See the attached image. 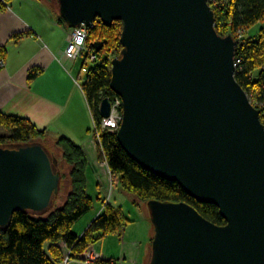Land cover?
Returning a JSON list of instances; mask_svg holds the SVG:
<instances>
[{
	"label": "water",
	"instance_id": "obj_1",
	"mask_svg": "<svg viewBox=\"0 0 264 264\" xmlns=\"http://www.w3.org/2000/svg\"><path fill=\"white\" fill-rule=\"evenodd\" d=\"M69 28L122 24L111 90L116 138L131 160L215 205L218 226L186 203L150 201V264H264V126L235 79L238 43L216 30L207 0H58ZM102 42L94 43L101 52ZM109 98L100 116L111 113ZM42 143L0 145V230L15 213L46 214L63 176Z\"/></svg>",
	"mask_w": 264,
	"mask_h": 264
},
{
	"label": "trees",
	"instance_id": "obj_2",
	"mask_svg": "<svg viewBox=\"0 0 264 264\" xmlns=\"http://www.w3.org/2000/svg\"><path fill=\"white\" fill-rule=\"evenodd\" d=\"M9 2L11 0H0V11ZM217 2L212 9L216 15V30L223 37L228 35L236 37L235 33L238 29L247 30L264 18V0H218ZM57 5L56 14L59 22L69 28L61 17L58 2ZM122 30L120 22H115L110 27L98 22L96 27L91 29L87 40V52L94 54L96 52L94 43L99 41L104 44L101 52L107 54L108 58L106 57L103 64H96L95 68L89 69V75L81 85L95 127L101 132L100 145L108 162L109 171L118 178L123 190L132 196L135 195L143 204L156 200L166 203H186L193 206L212 224L224 226L226 221L215 205L198 203L184 192L179 184L164 180L143 169L123 150L116 133L101 129L103 118L100 116V105L103 100L109 98L113 101L116 97L110 85L112 62L108 55L112 53L117 57L121 53ZM6 53L5 48H0V62L6 59ZM96 53L98 56V52ZM236 57L242 63L235 79L243 90L249 94L254 88H261L264 83V29L256 38H244L238 45ZM35 76L36 73L30 74L31 78ZM0 127L5 129V133H0V145L42 143L53 159L57 160L54 149L44 143V140L48 139L47 132L39 130L31 121L5 116L0 112ZM53 143L68 170L61 171L62 190L56 196L54 206L46 214L17 212L12 218L11 226L6 230H0V264H59L66 255L61 244H65L71 256L77 258L104 236L122 233L125 230V217L121 209L107 204L105 210L83 235L78 236L73 231L79 220L94 209V199L88 194V169L91 160L89 152L65 136ZM63 193L67 196L64 203L59 205L57 202ZM107 196L109 197V191Z\"/></svg>",
	"mask_w": 264,
	"mask_h": 264
},
{
	"label": "crops",
	"instance_id": "obj_3",
	"mask_svg": "<svg viewBox=\"0 0 264 264\" xmlns=\"http://www.w3.org/2000/svg\"><path fill=\"white\" fill-rule=\"evenodd\" d=\"M57 2L11 0L0 11V48L7 51L4 59L6 66L0 68V112L5 116L31 121L39 130H45L52 142L65 136L77 144L82 141L86 143L84 136L93 125L95 128V122L83 88L76 82L80 72L79 76L73 73L77 61L65 57L64 51L73 28L69 29L59 22ZM31 73H36L35 78L30 77ZM79 135L81 142L75 141ZM86 151L91 160L88 185L93 188L99 186L98 191H94L100 204L98 217L105 210L101 203L108 197V187L99 174L95 153ZM96 179L98 182L95 185ZM122 195L119 189L115 190L110 206L122 209L114 206L123 202L120 198ZM138 206L142 208V205ZM93 221H87L78 230L74 227L73 231L78 236L83 235ZM127 221L130 224L122 233L104 236L93 245L94 248L117 264H150L155 232L149 238V219H144V223ZM136 223L145 224L141 231ZM61 245L65 253L70 254L65 244ZM68 264L79 263L72 260Z\"/></svg>",
	"mask_w": 264,
	"mask_h": 264
},
{
	"label": "built area",
	"instance_id": "obj_4",
	"mask_svg": "<svg viewBox=\"0 0 264 264\" xmlns=\"http://www.w3.org/2000/svg\"><path fill=\"white\" fill-rule=\"evenodd\" d=\"M218 0H207L209 2L211 7H214L218 2ZM100 22L99 20H96L93 22V24H90L89 26L86 23H82V25L73 28L72 33L68 39V45L64 51L66 59L70 61H78V60H89L91 63H96L98 60L97 53H89L87 52V45H88V37L90 34L91 29L96 27L97 23ZM236 37L235 40L237 41L238 45L243 42L244 38L247 36V30L240 28L235 33ZM242 61L240 59H236L235 61V68L236 73L239 72V67H241ZM6 63L5 60H2L0 62V67L5 68ZM87 74L89 75V68L84 65L81 70V74ZM235 73V75H236ZM80 75V74H79ZM87 79V77H86ZM85 79V80H86ZM84 80V81H85ZM78 85H82L80 82V79L77 81ZM248 95V99L251 102V104L260 111V121L262 122L264 126V83L262 84L261 88H254V90H251V92ZM111 113L108 119H102L101 122V129L103 131H111L113 133L118 132L120 129V125L123 121V101L121 97L116 96L113 101H111ZM95 141L100 143V136L101 132L99 129L97 130L95 127ZM99 141V142H98ZM95 142V145H96ZM96 147V146H95ZM104 165L108 166V162H103ZM109 173H111L109 171ZM112 174V173H111ZM115 180H118V178L114 175H111ZM114 189V186H110L109 190V196L111 195L112 191ZM109 198V197H108ZM110 199V198H109ZM107 199L105 202L109 200ZM107 205V204H106ZM106 207V206H105ZM66 247V246H65ZM76 261L79 264H117L115 260L108 259L104 257L100 252H97L94 246H91L83 251L81 255H79L77 258H73L70 254H66L63 260L61 261L63 264H68L70 261Z\"/></svg>",
	"mask_w": 264,
	"mask_h": 264
},
{
	"label": "rangeland",
	"instance_id": "obj_5",
	"mask_svg": "<svg viewBox=\"0 0 264 264\" xmlns=\"http://www.w3.org/2000/svg\"><path fill=\"white\" fill-rule=\"evenodd\" d=\"M262 29H264V18L262 20H260V22H258L257 24H255L252 27H250L249 29H247V36H246L247 39L258 37L260 35V31ZM108 56L111 57V59H110L111 61H112V59L115 58L114 54H112V53H110V55H108ZM98 57L99 58H98V60H97V62L95 64L91 63L87 59H85V60L83 59V60H78L77 61V63H76L77 65H76V68H74L73 73L76 72L77 75H78L79 72H80V76L79 75L78 76H79L80 82L82 84L84 83V80L87 77V74H85V73L81 74L82 67L84 65H86L87 68L92 69V68H95L96 64L97 65L103 64V62L105 61V59L107 57V54H104L102 52L101 53L98 52ZM112 57H114V58H112ZM94 129L95 128H94V125H93L90 128V131L87 132V135L85 134L84 137L86 138L85 139L86 143H84L83 141L82 142L80 141L81 140V139H79L80 135H79V137L75 138V141L78 140L79 142H81L82 144L81 143H78V144L79 145L81 144V146L85 150H88V151L92 150L95 153L96 159H97L96 163L98 165V169H100L99 174L102 177V180L105 183V185H107V187H108L107 191L110 190V186H112V185L114 186V189H113L111 195L109 196L110 199L107 198V199H109L107 201V203L105 202L106 200H104L103 203H101L102 207H104V209H105L106 208L105 207L106 204H111L112 194L114 193L115 190L119 189V191L123 192V195L120 196V198H121V200H123V202H121V204H119V205H115L114 204V206L122 207V209H121V210H123L122 214H123V216L127 217V219L124 218L125 219V227L130 224L128 221L126 222V220H134L133 222H135V220H136L139 223H142L144 221V219L147 218V219H149V223H150L149 227H151V231H149V236H150L149 238H152L153 231L155 232V227L153 225L151 216L149 215V207H148V205L147 204H143L142 202H140L135 195L132 196L129 193H127L125 190H123V188H121L120 184H118L119 183L118 180H115L111 176L112 174L109 173V167L107 165H104V163H103V162H105V157H104V153L102 152L101 145H100V143H98V145H97V142L95 141V136L96 135H95V130ZM0 133H5V129L3 127H0ZM95 142H96V145H95ZM44 143H46L48 146L52 147L54 149V153L57 154V164L59 165L60 171H63V172L68 171L67 167H66L67 165L64 164V161L62 160L61 154L58 153L57 150L55 149V144L49 139L44 140ZM97 182H98V180L96 179L95 180V185L97 184ZM93 187L89 186L88 194H90L94 198V209L92 211H90V213H88L87 215L82 217L81 220H79V222L75 225V229L76 230H78V229H80V227L86 225L87 221L88 222L93 221L94 218L97 217V214L99 213V210H100V204H98L99 200H97L96 196H94V191L96 193L98 191L99 186L96 185L95 188H93ZM66 196H67V194L63 193L62 196L60 197L61 199L58 200L57 204H59V205L63 204L65 199H66ZM136 203L138 205L139 204L142 205V208L140 206H138V205L134 206V204H136ZM130 215H132L133 219L130 218L131 217ZM133 222H131V223H133ZM139 223H136L137 224L136 226H140L137 229L141 231L143 229L142 227H144L145 224L144 225H138ZM154 235H155V233H154ZM151 249H152V245H151Z\"/></svg>",
	"mask_w": 264,
	"mask_h": 264
},
{
	"label": "flooded vegetation",
	"instance_id": "obj_6",
	"mask_svg": "<svg viewBox=\"0 0 264 264\" xmlns=\"http://www.w3.org/2000/svg\"><path fill=\"white\" fill-rule=\"evenodd\" d=\"M56 165H57V166H56V167H57V171H60V169H59V165H58V164H56ZM60 172H61V171H60Z\"/></svg>",
	"mask_w": 264,
	"mask_h": 264
},
{
	"label": "bare ground",
	"instance_id": "obj_7",
	"mask_svg": "<svg viewBox=\"0 0 264 264\" xmlns=\"http://www.w3.org/2000/svg\"><path fill=\"white\" fill-rule=\"evenodd\" d=\"M116 96H117V95H116ZM119 97H120V96H119ZM121 99H122V98H121ZM122 101H123V100H122ZM116 134H117V132H116ZM116 184H117V183H116ZM118 184H119V183H118ZM118 184H117V185H118Z\"/></svg>",
	"mask_w": 264,
	"mask_h": 264
}]
</instances>
